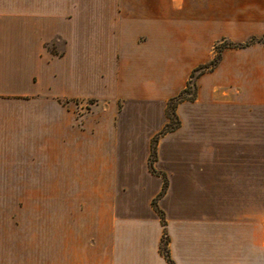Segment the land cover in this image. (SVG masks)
<instances>
[{
	"label": "crops",
	"instance_id": "obj_1",
	"mask_svg": "<svg viewBox=\"0 0 264 264\" xmlns=\"http://www.w3.org/2000/svg\"><path fill=\"white\" fill-rule=\"evenodd\" d=\"M177 2L0 0V264H168L165 239L172 264H264V44L221 52L149 160L264 0Z\"/></svg>",
	"mask_w": 264,
	"mask_h": 264
},
{
	"label": "rangeland",
	"instance_id": "obj_2",
	"mask_svg": "<svg viewBox=\"0 0 264 264\" xmlns=\"http://www.w3.org/2000/svg\"><path fill=\"white\" fill-rule=\"evenodd\" d=\"M178 4L175 5V8L176 9H180V3H181V0H178L177 2ZM211 33V36H214L215 35V32H210ZM250 40H253L252 42H255L253 44H256L257 42H259V44H264V37H261V38H250L246 41H243L241 43H236V42H233L229 39H223V38H220V39H217L215 40L211 46H208L206 47L207 51L209 52L210 54V59L208 61H206L205 63L199 65V66H204V65H212V68L211 69H208V70H205L203 74L205 73H209V72H212L216 67L217 65L219 64L220 62V59H221V52L223 50H221L224 46H228L229 44H233V45H245L246 43H248ZM245 47H242V48H228V49H243ZM48 49L51 50V47H48ZM60 49V43L56 42L53 44V47H52V51H58ZM221 50V52H219ZM225 50V49H224ZM198 67V66H197ZM191 75V74H190ZM190 75H189V79L186 83V86L184 88V90L186 91H181L179 94H177L176 96L172 97V98H175L177 97L178 95V98L180 99H186L185 101H192L195 99L196 97V78H190ZM196 75V74H195ZM194 75V76H195ZM189 84V85H188ZM194 84H195V87H194ZM170 98V99H172ZM193 98V99H192ZM170 99L167 101L166 103V108H165V115L167 117V114L170 116L171 120H169L168 118V122L167 124L163 127V129L151 140V144L153 143L154 140H158L159 139V135L163 132V130L166 128V126L168 125L169 127H175L177 129H179V127L181 126V118L179 117V114L177 113V108H178V105L182 102H176L174 101L173 103H169L168 102L170 101ZM78 103V102H77ZM89 105H93L92 102H89L88 103ZM168 105V106H167ZM86 109H88V111H92V112H95V111H99L100 108H97L96 106H86ZM203 114L206 113V115H212L213 113L211 112V110H203L202 111ZM252 117L255 119V120H264V108L262 107H254L252 109ZM174 130V131H175ZM169 133V132H168ZM166 134V133H165ZM163 134V135H165ZM162 136V135H161ZM264 149V144L263 145H258L257 147L255 146V151L257 150H260V149ZM150 154H151V147H150ZM149 160H150V157H149ZM258 160L255 159V163L257 162ZM261 161V160H259ZM263 163H264V160H263Z\"/></svg>",
	"mask_w": 264,
	"mask_h": 264
},
{
	"label": "trees",
	"instance_id": "obj_3",
	"mask_svg": "<svg viewBox=\"0 0 264 264\" xmlns=\"http://www.w3.org/2000/svg\"><path fill=\"white\" fill-rule=\"evenodd\" d=\"M253 40H250L248 43H246L245 45H243V46H241V45H233V44H229L228 46H224L221 50H224V49H228V48H242V47H247V46H249V45H251V44H253V43H255V42H252ZM257 43H259V42H257ZM221 50L219 51V52H221ZM212 68V65H204V66H198V67H196L195 69H193V71L191 72V75H190V78L192 79V78H198L199 76H201L203 73H204V71L205 70H208V69H211ZM196 74V75H195ZM195 75V76H194ZM189 85V84H188ZM194 87H195V84H194ZM184 91H186V90H184ZM179 95H181V94H179ZM178 95V96H179ZM178 96L177 97H175V98H172V99H170V101L168 102V104L169 103H173L174 101H176V102H182V101H185L186 99H180V98H178ZM193 99V98H192ZM168 106V105H167ZM167 118L169 119V120H171V118H170V116L167 114ZM176 128L175 127H169L168 125L166 126V128L163 130V132L159 135V136H161V135H163V134H165V133H168V132H172V131H174ZM156 143H157V140H154L153 141V143L151 144V154H150V161L151 162H153V161H155V158H156ZM165 193V183L163 184V187H162V190H161V192L159 193V195L157 196V199L159 198V197H161L163 194ZM155 201L156 200H154L153 202H152V205H153V207H155ZM159 215L161 216V218H162V215H161V213H159ZM166 245H167V240L165 239V240H163V244L161 245V248H160V251H161V253L165 256V258H166V260H167V262H168V264H172L171 263V261L169 260V258H168V253H167V248H166Z\"/></svg>",
	"mask_w": 264,
	"mask_h": 264
}]
</instances>
